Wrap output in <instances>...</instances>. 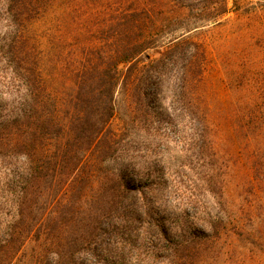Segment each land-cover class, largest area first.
Returning a JSON list of instances; mask_svg holds the SVG:
<instances>
[{
    "label": "trees",
    "instance_id": "16d2710c",
    "mask_svg": "<svg viewBox=\"0 0 264 264\" xmlns=\"http://www.w3.org/2000/svg\"><path fill=\"white\" fill-rule=\"evenodd\" d=\"M123 8L119 19L138 33L121 49L119 58L106 56L91 76L98 85L93 89L95 112L87 114L75 106L64 114L60 108L53 113L51 117L61 119L54 150L43 153L30 139L34 125L43 126L48 119L40 109L46 105L39 101L45 89L41 83L30 86L25 73L13 77L18 87L10 112L0 114V132L8 133L13 125L19 136L14 142L0 140V164L20 165L24 174L14 188H7L15 212L0 222V264H12L34 231L35 264H127L133 255H145L142 264H195L224 235L225 216L213 215L209 206L223 200L224 183L208 125L189 95L187 76L174 74L173 69L182 52L197 47L183 39L184 32L219 21L228 5L224 0L219 11L172 10L169 15L141 8L138 0H127ZM167 37V52L158 59L148 56L140 65L146 49ZM118 88L127 93L130 120L124 121V129L113 125L119 111ZM164 89L171 93L167 107ZM140 112L154 139H159L162 126L178 137L185 162L172 165L156 155L157 147L147 142L149 138L139 141L131 134L138 128L133 120ZM44 170L51 179L50 197L44 220L33 224L24 218V207ZM42 225L48 235L54 229L44 242ZM87 252L90 259L85 257Z\"/></svg>",
    "mask_w": 264,
    "mask_h": 264
},
{
    "label": "rangeland",
    "instance_id": "374dc122",
    "mask_svg": "<svg viewBox=\"0 0 264 264\" xmlns=\"http://www.w3.org/2000/svg\"><path fill=\"white\" fill-rule=\"evenodd\" d=\"M126 1L0 0V114L11 110L18 87L13 82L17 72L25 73L30 86L41 83L39 86L45 90L39 101L43 100L46 107L40 109L48 119L43 126L34 125L30 130V139L41 152L54 150L59 144L60 117H51L59 113V108L62 114L75 106L87 114L95 112L97 100L93 89L98 85L91 76L106 56L119 58L123 54L121 49L138 33L128 21L119 19ZM138 2L141 8L163 12L161 15H169L172 10L215 12L224 6V0ZM225 2L228 12L219 21L184 32L183 39L197 47L193 45L192 52H182L173 69L174 74L187 76L189 95L206 119L224 183L223 200L209 204L213 206V215L225 216L224 235L195 264H264V0ZM169 38L146 49L139 64H145L148 56L162 57L170 46ZM87 78L89 83L85 85ZM126 94L122 88L116 93L119 111L113 125L120 129H124L125 120H130ZM170 94L165 89L162 92L166 96L165 107L171 103ZM72 97L76 99L71 101ZM135 117L138 128L130 130L134 137L139 141L149 138L147 142L157 147L156 155H163L172 165L186 161L174 133L162 126L158 129L159 139H154L155 134L146 129L145 114L136 113ZM90 121L94 123V118L90 117ZM18 136L13 125L8 133L0 132L3 142H14L13 138ZM23 174L20 165L0 164V222L15 212L9 203L13 196L8 198L7 188H14ZM50 185L48 171L44 170L25 203L26 221L37 224L44 220ZM68 220L65 218V222ZM58 223H62L60 218ZM41 232L44 242L54 229L48 235L42 225ZM33 234L12 264H35L37 232ZM144 256L133 255L127 264H142ZM85 257L90 259V252Z\"/></svg>",
    "mask_w": 264,
    "mask_h": 264
}]
</instances>
